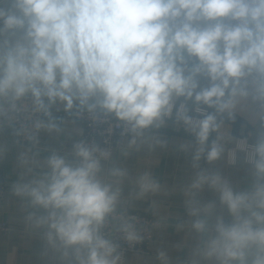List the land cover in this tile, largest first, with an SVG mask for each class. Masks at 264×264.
Returning <instances> with one entry per match:
<instances>
[{
  "label": "clouds",
  "instance_id": "9594fccd",
  "mask_svg": "<svg viewBox=\"0 0 264 264\" xmlns=\"http://www.w3.org/2000/svg\"><path fill=\"white\" fill-rule=\"evenodd\" d=\"M85 118L116 121L129 147L169 121L190 134V264H264V0H0V159L30 146L11 191L36 210L27 219L61 264H121L109 218L130 244L143 239L118 212L128 173L105 171L112 152L84 138ZM238 119L254 132L226 148L219 131ZM42 135L78 137L72 160L39 161ZM222 157L243 159L246 183L202 167ZM135 184V199L160 188L147 173Z\"/></svg>",
  "mask_w": 264,
  "mask_h": 264
},
{
  "label": "crops",
  "instance_id": "0c3cea01",
  "mask_svg": "<svg viewBox=\"0 0 264 264\" xmlns=\"http://www.w3.org/2000/svg\"><path fill=\"white\" fill-rule=\"evenodd\" d=\"M78 127L81 129L80 125ZM254 132L251 125L243 119L234 124L225 122L219 135L223 137L226 148L234 147L229 142L230 135L243 137ZM216 133L212 138L216 137ZM78 137L62 136L50 138L41 136L37 149V159L43 161L51 152L58 151L72 160V143ZM131 136L125 143L116 148L109 161L102 162L105 171L110 167H118L127 171L128 176L123 181L122 201L118 212L136 211L149 214L155 221L152 229V240L148 252L141 255H128L123 264H190L189 249L195 245L196 237L185 223L187 220L186 200L183 189L191 182L195 175L192 167L191 155L181 149L183 144H191L193 137L172 122L160 129H150L144 134L137 145L129 147ZM166 143L162 146L156 140ZM29 145L12 146L0 159V180L6 186L5 201L0 207V224L7 229L0 230V264H61L58 254L46 246L42 229H36L27 219L36 211L28 202L15 196L11 186L20 179L24 166L19 160L21 152ZM202 167L220 170L233 181L246 183L249 177L248 165L239 159L235 165H229L225 158L209 166L201 162ZM37 173L44 169H35ZM148 174L160 188L150 192L141 199H135V181L142 175ZM202 199H215L213 193L205 191ZM218 211H225L218 208ZM184 227H181V225ZM164 253V257L160 253Z\"/></svg>",
  "mask_w": 264,
  "mask_h": 264
},
{
  "label": "built area",
  "instance_id": "2783aa9c",
  "mask_svg": "<svg viewBox=\"0 0 264 264\" xmlns=\"http://www.w3.org/2000/svg\"><path fill=\"white\" fill-rule=\"evenodd\" d=\"M60 115H63V113H60ZM78 124L80 125L83 131V135L85 139L92 140L97 144H99L101 147L109 149L112 152V154L116 148L122 146L125 143V141L131 136V134L121 135L122 130L117 127L116 121H111L110 123L103 124L100 127H96L92 121L85 118L79 120ZM5 197H6V186L0 180V207L4 203ZM119 213H123L131 217H135L137 221V228L143 237L142 241L135 244H130L129 242L124 240L121 234L115 231L113 227L118 217L109 218V224L104 231L105 234L109 236V238L119 243L120 247L118 251L122 253L121 264H123L125 258L128 255H141L148 252V246L152 240V229L155 226V221L152 218V216H150L149 214H145L141 212L127 211V212H119ZM5 229H7L6 224L4 223L0 224V230H5Z\"/></svg>",
  "mask_w": 264,
  "mask_h": 264
}]
</instances>
